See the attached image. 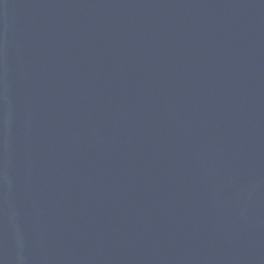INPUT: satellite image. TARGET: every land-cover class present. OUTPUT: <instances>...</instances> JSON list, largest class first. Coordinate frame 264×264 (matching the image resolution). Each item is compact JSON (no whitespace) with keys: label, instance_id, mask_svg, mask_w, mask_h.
Returning <instances> with one entry per match:
<instances>
[{"label":"water","instance_id":"1","mask_svg":"<svg viewBox=\"0 0 264 264\" xmlns=\"http://www.w3.org/2000/svg\"><path fill=\"white\" fill-rule=\"evenodd\" d=\"M0 264H264V0H0Z\"/></svg>","mask_w":264,"mask_h":264}]
</instances>
